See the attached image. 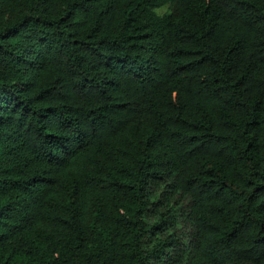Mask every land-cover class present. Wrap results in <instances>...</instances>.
Wrapping results in <instances>:
<instances>
[{
    "label": "trees",
    "instance_id": "obj_1",
    "mask_svg": "<svg viewBox=\"0 0 264 264\" xmlns=\"http://www.w3.org/2000/svg\"><path fill=\"white\" fill-rule=\"evenodd\" d=\"M0 264H264V0H0Z\"/></svg>",
    "mask_w": 264,
    "mask_h": 264
},
{
    "label": "rangeland",
    "instance_id": "obj_2",
    "mask_svg": "<svg viewBox=\"0 0 264 264\" xmlns=\"http://www.w3.org/2000/svg\"><path fill=\"white\" fill-rule=\"evenodd\" d=\"M165 10H166V6H162V7L158 8L156 11L158 14H161Z\"/></svg>",
    "mask_w": 264,
    "mask_h": 264
}]
</instances>
